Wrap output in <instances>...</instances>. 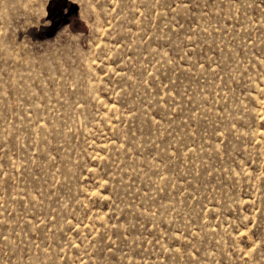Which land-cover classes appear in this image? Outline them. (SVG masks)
Returning a JSON list of instances; mask_svg holds the SVG:
<instances>
[{"label":"rangeland","instance_id":"obj_1","mask_svg":"<svg viewBox=\"0 0 264 264\" xmlns=\"http://www.w3.org/2000/svg\"><path fill=\"white\" fill-rule=\"evenodd\" d=\"M0 0V264H264V0Z\"/></svg>","mask_w":264,"mask_h":264},{"label":"crops","instance_id":"obj_2","mask_svg":"<svg viewBox=\"0 0 264 264\" xmlns=\"http://www.w3.org/2000/svg\"><path fill=\"white\" fill-rule=\"evenodd\" d=\"M75 8L73 6H69V10L67 9V4L65 0H57L54 1L47 9V16L49 19L48 32L51 33L53 30L57 28V26L64 22L65 19L70 17L71 13H73Z\"/></svg>","mask_w":264,"mask_h":264}]
</instances>
